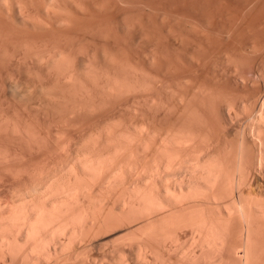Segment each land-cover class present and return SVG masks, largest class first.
Wrapping results in <instances>:
<instances>
[{"label": "rangeland", "instance_id": "obj_1", "mask_svg": "<svg viewBox=\"0 0 264 264\" xmlns=\"http://www.w3.org/2000/svg\"><path fill=\"white\" fill-rule=\"evenodd\" d=\"M254 142L264 0H0V220L32 206L97 222L51 263L28 255L32 237L1 246L0 264H243L244 222L227 207H264ZM219 166L242 194L196 192ZM66 194L81 196L74 212Z\"/></svg>", "mask_w": 264, "mask_h": 264}, {"label": "bare ground", "instance_id": "obj_2", "mask_svg": "<svg viewBox=\"0 0 264 264\" xmlns=\"http://www.w3.org/2000/svg\"><path fill=\"white\" fill-rule=\"evenodd\" d=\"M252 121H253V119H252ZM249 133L252 134L250 131H249ZM256 135H257V133H256ZM254 138H257V137L254 136ZM254 140H256V139H254ZM254 143L256 144V146L258 145V147L261 146V145H259V143L258 144L256 142H254ZM263 147H264V145H262V148L260 147V149L262 150ZM241 149H243V148H241ZM263 150H262V152L264 154V151ZM260 158H263V157H260ZM259 161H261V160H259ZM263 163H264V161H263ZM261 165H262V163L260 164V166H258V168L260 167L259 169L256 168V167L255 168L258 169V171L262 172V175H263V172H264V164L262 166ZM220 166L217 167L216 170L214 168H212L215 172L212 171L210 173L211 174L210 177H208V175L206 174V177H208L209 179L211 178L210 181H209V184H207L208 186L206 184L205 185L207 187L204 186V187H206V189L204 190V188H202V189H200L201 191L198 190L196 192H200V194H206V192L212 191L214 189H215V191H217V189L220 186L223 185V187H227L228 188V189H226V188L225 189L228 192L230 191L229 194H233L232 192H235V194H237V195L238 194H242V192L241 193H236V191L234 190V188H236V186L233 187V185H235L234 182H236V181H234V178H233L232 183H230L229 181L226 183L227 180L225 182L223 181L224 180L223 177H225L224 175H226V174L224 173L222 175V172H224V171H222V169H221L223 167L221 166V168H220ZM214 167H216V166H214ZM252 172H250V170H249V174L252 173ZM246 174H247V172H246ZM249 174L247 175L248 178L246 176V179L240 177L241 180L239 182H237L238 183V185H237V188L238 189L241 190V187L243 188L244 186L245 187H248V188L251 187L250 186L251 185L250 184L251 183L250 181H252L251 178L253 177V175L251 177V175H249ZM228 175H226V176L228 177ZM243 176L245 177V173L243 174ZM249 177H251L250 178L251 180H249ZM221 181H223L224 184ZM206 182L208 183V181H206ZM228 183H230V184L228 186H225ZM182 185H183V183H182ZM188 187H189V185H188ZM190 187H192V186H190ZM190 187H189V189H190ZM230 188H231V190H230ZM191 189H194V188H191ZM191 191H193V190H191ZM239 191H237V192H239ZM194 193L191 192V194H194ZM79 195L80 194H66L67 197H65V198H67V201L70 202V204L68 205L70 209L68 207L66 208V209L69 210V211L67 210V213L68 212L69 213L70 212H74V211H71L72 210V207H70V205H73L74 206V204H77L78 203L76 205V206H78V205L81 204L80 203V200L81 199L79 200V197H81V196H79ZM240 199H241V197H240ZM236 201L233 200V202L228 205V207H227L228 210L227 211L229 212L228 214H230V216H232V220H231L232 222L234 221L233 217H235L236 215H238V218L241 221L244 222L245 236L243 238H244V242H245L246 245L244 244L245 247H243V248H245V253H244V257L245 258H244V261H242V263L243 264H254V262L256 263V261H258V263H256V264H261V262L263 263L264 260L263 261L262 260H258L259 258H257V257H256L257 260H254V259H256L254 255L257 254V251H256V248L253 247V243L254 242H252V238H253V236H252V234H253L252 233L253 232V228H252V223H251V213L253 212V213H255L254 215H257L258 217H261L262 218V217H264V207H261V206H258V205L256 206V205H254L255 203H251L252 201L249 203L248 202V199L246 201H244V200L242 201V199H241L239 201V203H237ZM122 203H124V202H122ZM125 203H127V202H125ZM127 205L128 204H126V206ZM30 207H32V206H30ZM30 207H28V209ZM25 209L26 210H24V212L21 211L22 214L19 212L20 215L14 213L13 215L11 214L12 216L5 217V218H3V219L0 220L1 229H3L4 231H8V234H12L13 233L12 231L16 227L17 228L16 231L18 233L17 234V237L13 235L14 237L11 238V235H9L10 237H7L8 235H6L7 238H3V239L0 240V247L2 246L1 247V251L6 246L7 249H5V250H8V248H9V250H11L12 253L9 250H8V252H10L11 254H13V253L15 254V252H17L19 250L17 246H20L17 243L18 239H28L29 240V238H32L33 237L34 240H32V241H33L34 245L29 250H27L28 255L29 256H32V257H35L33 255V252L36 249V250L39 251L40 255H42L41 256L42 258H40V255L38 256V259L40 261L43 260V261L46 262L48 260L50 262L49 259H53V258L54 259L55 258H59L60 259V257L62 256V253L63 252L66 253L67 252L66 250L69 249V248H71V246L77 240H79L80 236L83 234L84 231H86V228L89 225H92V227H93V224L97 223L95 221V223L92 224L91 217L89 215H83L84 213H79V214L78 213L77 214L75 213L76 215L74 214L70 219L62 220V216L66 213V211H64L65 208L62 209L60 207H59V209H61V210H58L56 213L55 212H51V211H48V212L47 211H43V210L40 211V210H38L36 208H33V207L30 208L29 210L27 208H25ZM57 209H55V211ZM162 223H164V222H162ZM165 223H166V221H165ZM259 224H261L263 226L264 225V221L260 222ZM261 225H259V229L261 230V232H263L264 231V228L260 227ZM89 228H91V227L89 226ZM261 228L263 229V231H262ZM226 231H227V228H226ZM228 231H229V233H231V230H228ZM229 233L227 232L226 235H224V233H223V235L227 237L228 236L227 234H229ZM5 234H7V233L5 232ZM219 234H221V233H219ZM61 235L65 236L64 237V238H66L65 241H62L61 239L59 240V238H62ZM215 236L217 237L219 235L215 234ZM220 236H222V234ZM224 236H223V239H222L224 241L223 243L226 242L225 241L226 239L229 240V237L231 238V240L234 239L235 234H232L231 233L228 238H226ZM37 240L40 241L38 245H36V241ZM216 240H217V238H216ZM253 241H254V239H253ZM222 245H224V244H222ZM225 246L226 245H224L223 247H225ZM51 247H53V249ZM255 251H256V253H254V255H253L252 252H255ZM10 253H9V255H11ZM63 255H65V254H63ZM12 257H13V255H12ZM14 257H15V255H14ZM186 259L187 258L185 257V260ZM190 259L192 261H196V262H198L200 264H206V262H209L210 264H213V262L211 263V261H208V260H205V259H199V258L197 259L194 256L191 257V258H189L188 260H190ZM61 260H62V258H61ZM222 261L219 260V262H217V263L220 264ZM196 262H194V263H196ZM223 263L224 262H222L221 264H223Z\"/></svg>", "mask_w": 264, "mask_h": 264}]
</instances>
